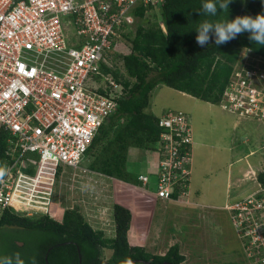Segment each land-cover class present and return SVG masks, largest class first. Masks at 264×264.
<instances>
[{"label": "built area", "instance_id": "1", "mask_svg": "<svg viewBox=\"0 0 264 264\" xmlns=\"http://www.w3.org/2000/svg\"><path fill=\"white\" fill-rule=\"evenodd\" d=\"M163 1L0 0V128L9 133L8 162L0 169V215L8 210L60 221L66 209L84 203L74 200L58 207V213L52 211L61 175L72 169L90 181L92 175L111 177L82 161L127 91L116 72L125 74L120 45L130 51L127 36L135 33L139 20L133 11L143 6L148 12ZM159 26L166 33L163 20ZM218 105L264 126L263 55L246 46L239 49ZM157 122L161 131L154 196L193 205L190 117L169 109ZM259 172H264V162L257 170L250 166L244 176L255 190L225 205L244 264H264V184ZM139 180L144 184L148 177L140 175ZM96 215L104 224L113 207L98 205Z\"/></svg>", "mask_w": 264, "mask_h": 264}, {"label": "trees", "instance_id": "2", "mask_svg": "<svg viewBox=\"0 0 264 264\" xmlns=\"http://www.w3.org/2000/svg\"><path fill=\"white\" fill-rule=\"evenodd\" d=\"M166 33L159 23L138 24L135 33L127 36L130 51L122 54L125 74L116 75L127 91L118 100L115 111L101 124L87 152L95 149L88 166L90 169L119 180L129 182L126 169L127 149L136 146L156 149L160 127L158 117L147 111L150 93L158 84H165L200 100L216 104L231 72L239 49L246 46L264 56V46L254 44L248 33L220 46L214 40L201 46L196 42V27L205 19L216 21L234 19L237 16L264 13L261 0H233L229 8L220 9L215 17L202 13V0H164L159 6ZM148 7L138 6L133 13L145 20ZM9 133L0 128V169L8 162L6 150ZM264 184V172L257 174ZM113 217L116 235L106 237L94 230L78 208L66 209L62 219L48 216L28 218L5 210L0 215V237L5 239V250L0 255L18 253L25 264H99L102 249L112 251L107 259L110 264H129L133 259L148 260L153 264L169 261L180 264L185 256L179 245L173 243L163 255L148 252L129 240L130 210L114 204ZM7 227H17L35 236L33 240H16L4 234ZM50 248V249H49ZM49 249V250H48ZM133 264H147L135 261Z\"/></svg>", "mask_w": 264, "mask_h": 264}, {"label": "rangeland", "instance_id": "3", "mask_svg": "<svg viewBox=\"0 0 264 264\" xmlns=\"http://www.w3.org/2000/svg\"><path fill=\"white\" fill-rule=\"evenodd\" d=\"M144 19H136L134 27L138 24L147 25L149 22L159 23L160 9L146 12ZM120 47L122 53L128 51L126 46ZM185 99L178 90L158 84L150 93L148 106L156 115L169 109L186 110L184 112L189 113L192 133L195 137L198 136L196 145L192 148L190 185L192 191L197 189V194L193 191L192 200L198 203L182 205L189 206V214L182 213L177 203L174 204L176 208L173 211H160L157 208L153 217L149 211L151 207L146 203L140 215L134 217L129 240L132 244L141 245L148 252L159 255H163L172 243H177L180 253L185 256L180 264H244L229 214L223 207L226 202L242 198L255 188L254 182L248 178L240 181L238 186L237 178L242 179L244 170L250 166L256 170L262 166L264 126L253 119H239L220 108L218 103L202 100L193 103L189 98L188 110L185 108ZM94 151L96 150L92 149L86 153L82 165L88 166ZM251 151L254 153L251 154ZM228 171L232 173L230 180H227ZM215 177L223 178V181H216L219 184L203 181L205 178L213 180ZM78 180L81 181L80 187ZM89 182L90 180L86 181V177L81 176L78 170L68 169L57 179L54 206L60 202L65 207L68 202L79 200L77 198L81 195H89ZM206 183L211 187L207 193H203L201 186ZM80 190L85 194H80ZM52 211L56 213L57 208H52ZM5 229L3 233L7 234L9 239H15L18 245L22 244V240H33L35 237L17 227ZM4 240L0 237V252L5 250ZM111 253L108 248L102 249V259L107 260Z\"/></svg>", "mask_w": 264, "mask_h": 264}, {"label": "crops", "instance_id": "4", "mask_svg": "<svg viewBox=\"0 0 264 264\" xmlns=\"http://www.w3.org/2000/svg\"><path fill=\"white\" fill-rule=\"evenodd\" d=\"M179 91V90H178ZM180 94L186 97L184 103H185V108L189 110V98L190 100L193 101V103H197L198 101H201L199 98H196L194 96H191L190 94H187L185 92L179 91ZM203 101V100H202ZM150 102V101H149ZM210 103V102H207ZM196 105V104H193ZM156 108V107H155ZM158 110V108L156 109ZM147 111L151 112L154 114L152 110L149 109V106L147 107ZM166 110H162L159 115L154 114L155 116H160L162 115ZM186 111V110H184ZM187 113V112H186ZM189 115V113H188ZM196 138L195 134L193 133V146L196 145ZM158 160H159V152L156 149H144L136 146H130L127 149V155H126V169L129 172V174L132 177V180L129 182L123 181L116 179L114 177H98L96 175H92L89 183L92 184L94 183L93 187V192L90 195H81L77 199H83L84 203L81 202L79 204L78 209L84 215L85 220L91 225V227L95 230L102 231L106 236L113 237L114 236V229H115V223L113 219V215H108L107 217V222L101 223V221L98 218L97 214V206H107V207H113L114 204L118 203L121 204L125 207H127L130 212H131V225H130V230L132 228V222L134 220L135 215H140V213L145 209L146 203H149L150 205V213L151 217L155 215V212L157 211V208L160 209V211L165 210H175V205L177 202L175 201H163L160 199H156L154 196V191L156 188V180H157V165H158ZM246 173V170L243 172V178H237L238 186L240 181L247 180L244 177V174ZM140 175H146L148 177V180L146 183H142L139 180ZM232 176V173L228 171L227 174V180H230ZM89 180V177L86 178V181ZM192 180H190V185ZM204 182L211 181V183H219L223 181V178L220 177H215L213 180H210V178H205L203 180ZM249 181L253 182L252 180L249 179ZM217 183V184H219ZM215 186V185H213ZM255 186V185H254ZM211 187L209 183H206L205 185L202 184L201 188L203 189V193H207L208 188ZM216 187V186H215ZM255 188L253 187V190L250 191L248 194L253 192ZM192 191V189H191ZM195 193L197 194V189H193ZM192 191V193H193ZM212 191V188H211ZM82 192H80L81 194ZM85 194V193H82ZM247 194V195H248ZM95 197H94V196ZM204 196V195H203ZM206 197V196H205ZM244 197V196H243ZM241 198V197H240ZM238 198V199H240ZM87 199V200H86ZM92 199H97V201L94 203L92 202ZM138 199V201H136ZM194 199V198H193ZM197 199V197L195 198ZM237 200V199H236ZM235 201V200H234ZM233 202V201H231ZM71 202H68V205ZM196 203H198L196 201ZM230 202H226L224 204V209L227 211L225 208V205ZM178 205H180L178 203ZM62 206L60 202L55 205L57 208V212H59L58 207ZM178 208V207H177ZM179 208L182 210L181 212L184 214H189V206L183 207L182 205L179 206ZM177 212V211H175ZM229 214V212L227 211ZM230 218V217H229ZM231 222V220H230ZM233 227V226H232ZM129 230V231H130ZM234 230V229H233ZM235 234V231H234ZM236 236V234H235ZM237 238V236H236ZM238 240V238H237ZM239 242V240H238ZM173 244V243H172ZM171 244V245H172ZM240 244V242H239ZM162 255V254H160Z\"/></svg>", "mask_w": 264, "mask_h": 264}, {"label": "clouds", "instance_id": "5", "mask_svg": "<svg viewBox=\"0 0 264 264\" xmlns=\"http://www.w3.org/2000/svg\"><path fill=\"white\" fill-rule=\"evenodd\" d=\"M232 2L233 0H202V13L215 17L220 9L229 8ZM261 3L264 4V0H261ZM194 32L197 33L196 42L201 46L208 45L210 40H214L216 46L224 45L243 33H248L249 39L254 44L264 46V13L255 16H237L222 21L205 19L199 23ZM0 264H25V262L18 253H14L0 255Z\"/></svg>", "mask_w": 264, "mask_h": 264}, {"label": "water", "instance_id": "6", "mask_svg": "<svg viewBox=\"0 0 264 264\" xmlns=\"http://www.w3.org/2000/svg\"><path fill=\"white\" fill-rule=\"evenodd\" d=\"M50 249V248H49ZM48 249V250H49ZM45 262H46V264H48V260H47V254H45ZM135 261H142V262H144V263H147V264H153V263H151L150 261H148V260H141V259H133V260H131L130 262H129V264H133ZM78 264H80V262H81V255H80V251H79V249H78ZM99 264H110L107 260H102ZM159 264H172V263H170V262H166V261H163V262H161V263H159Z\"/></svg>", "mask_w": 264, "mask_h": 264}, {"label": "flooded vegetation", "instance_id": "7", "mask_svg": "<svg viewBox=\"0 0 264 264\" xmlns=\"http://www.w3.org/2000/svg\"><path fill=\"white\" fill-rule=\"evenodd\" d=\"M21 243V242H20ZM166 262H169V261H166ZM171 263V262H170Z\"/></svg>", "mask_w": 264, "mask_h": 264}]
</instances>
